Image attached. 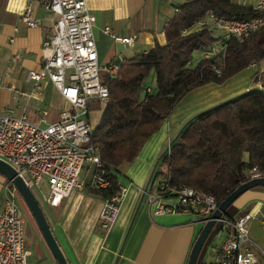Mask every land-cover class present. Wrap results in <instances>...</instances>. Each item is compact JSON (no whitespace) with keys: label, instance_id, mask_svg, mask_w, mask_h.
Masks as SVG:
<instances>
[{"label":"crops","instance_id":"crops-1","mask_svg":"<svg viewBox=\"0 0 264 264\" xmlns=\"http://www.w3.org/2000/svg\"><path fill=\"white\" fill-rule=\"evenodd\" d=\"M86 2L95 17L93 32L100 63L123 62L146 52L155 41L164 43L165 36L158 30V19L170 18L179 3L178 0ZM28 5L38 18L33 26L20 20ZM54 19V14L43 6L41 0H0V114L9 106L15 115L24 114L32 122L45 123L59 119L62 110L71 108L47 78L34 83L27 77L29 69L41 67L43 44L52 33ZM105 26L109 27L110 33L104 31ZM110 34H136V37L133 45L128 46L114 40ZM125 47L130 49L126 56L123 53ZM211 84L215 83L198 86L187 94L214 86ZM244 87L238 84L227 93H235ZM177 105L160 129L150 135L137 157L119 166V180L128 184V190L108 231L103 232L98 227L103 196L92 192L89 184L72 190L57 206L43 208L69 264H186L203 222L189 212L151 216L141 191L150 185L148 178L153 169H165L159 162L164 141L189 113L200 106L197 103L188 109L185 104L179 110ZM87 117L90 119L89 112ZM89 170L82 172L85 178L87 174L91 175V168ZM244 212L254 215L249 221V233L259 264H264V186L255 185L245 190L227 208L226 216L235 217ZM32 218L25 222L26 244L30 249L28 261L30 264H50L54 257Z\"/></svg>","mask_w":264,"mask_h":264},{"label":"built area","instance_id":"built-area-1","mask_svg":"<svg viewBox=\"0 0 264 264\" xmlns=\"http://www.w3.org/2000/svg\"><path fill=\"white\" fill-rule=\"evenodd\" d=\"M41 2L54 14L55 19L52 33L43 44L41 67L37 70L29 69L27 77L34 83L47 78L71 104V108L62 110L59 119L55 121L35 123L24 114L15 115L11 107H6L0 114V158L17 170L31 190L33 187L39 189L40 197L46 205L57 206L74 189H82L86 184L101 189L109 183L103 174L104 163L99 155V147L91 140L93 126L86 117L91 98L105 104L109 97L108 85L100 80L99 71L107 72L109 77L114 76L122 62H99L93 32L95 17L86 0ZM242 3H250L261 13L238 19L209 12L183 30L188 32L207 27L212 32L216 29L226 32L216 35V40L201 50L203 57H215L222 64L229 37L242 40L264 25V0H245ZM20 20L33 26L38 18L28 5ZM104 31L110 33L109 27L105 26ZM111 35L114 40L128 46L133 45L136 37V34ZM255 64L251 62L249 66ZM216 71L219 72L220 68L217 67ZM144 88L145 91L151 90L148 85ZM170 144L168 138L165 149L167 154L170 152ZM87 163L93 166L88 181L82 175L84 166L87 172L90 169ZM249 173L250 177L264 175V172L256 171L255 167ZM43 178L48 184L47 191L39 187ZM149 180L150 185L141 188V191L151 216L189 212L203 222L218 205L212 193L186 185L169 189L161 176H150ZM14 189V186L6 182L0 199V264H30V249L25 237L26 213ZM127 190L128 184L119 181L117 190L103 197L98 215V227L103 232L108 231L114 223ZM253 216L251 212H244L220 220L225 233L207 264H259L249 233V221ZM262 222L264 224V220ZM50 264L58 263L54 259Z\"/></svg>","mask_w":264,"mask_h":264},{"label":"trees","instance_id":"trees-1","mask_svg":"<svg viewBox=\"0 0 264 264\" xmlns=\"http://www.w3.org/2000/svg\"><path fill=\"white\" fill-rule=\"evenodd\" d=\"M209 12L238 19L261 13L250 3L234 0L177 3L163 26L164 43L155 41L146 52L124 60L117 74L106 80L109 97L91 140L99 147L109 183L101 189L89 186L92 192L104 197L117 190L119 166L137 157L189 91L207 83L221 84L251 62L264 61L262 25L242 40L229 37L222 64L201 53L197 64L191 66L192 53L211 45L217 37L207 27L183 30ZM152 70L155 88L145 91L144 80ZM159 162L165 169H153L150 176H161L169 189L186 185L212 193L218 203L250 178L252 167L264 172V80L260 86L195 113L171 140L170 152L164 150L159 156Z\"/></svg>","mask_w":264,"mask_h":264},{"label":"rangeland","instance_id":"rangeland-1","mask_svg":"<svg viewBox=\"0 0 264 264\" xmlns=\"http://www.w3.org/2000/svg\"><path fill=\"white\" fill-rule=\"evenodd\" d=\"M235 1L242 2V1H245V0H235ZM213 34L214 35L226 34V32L221 30V29H216L215 31H213ZM129 52H130V49L128 47H125L124 50H123L124 56H126ZM201 57H202L201 56V51L200 50H195L192 53V60L190 61V65L191 66L196 65ZM99 77H100V80L102 82H106V80L109 77V75H108L107 72H105L103 70H100L99 71ZM263 80H264V61H261V62L256 63L255 66H252V67L248 66L247 68H245L242 71L238 72L234 76L228 78L226 81H224L221 84H211V85H214V86H210V87L207 86V88H200L201 90H195V92H191V93L187 94L183 98V100L177 105V107H178V108L176 107L177 109L180 110L182 105H185V104H186V108H188V109H191V107H188V106L193 105V104L199 103L200 106L197 107L196 109H194V111H192V113H189L190 115L187 117V119L184 122H182L177 129H174L175 130L174 133L169 137L170 140H173V138L178 134L180 129L183 127V125L186 122H188V120L190 118H192L193 115L195 113H197L198 111H200V110H202L204 108H207L209 106L215 105L218 102H220L222 100H225V99H227L229 97H232V96H234L236 94H239V93L247 90L248 88L255 87V86H260ZM226 82H228V84H226ZM238 84H240L243 87L245 85L246 86L243 89H241V90H239L237 92L235 91V93H230V94L227 93V92H229L231 90H234L233 88H235V86H238ZM144 85H148V86H150L152 88H155V75H154L153 70L150 71L148 76H146V78L144 80ZM207 101L210 102V103H205ZM103 107H104V103L101 102L100 100H97V99H94V98H91L89 100L88 109H89L90 119L88 117H86V120L90 123L91 126L94 127L97 124V122L99 121V118H100V115H101ZM170 134L171 133L169 132V135ZM162 145H163L162 146V151H164L166 149L167 139L164 141V143ZM86 165H89V164L87 163ZM89 166H90V168L93 167L92 165H89ZM86 168L87 167L84 166L83 171H82L83 173L85 172ZM83 173H82V175H83ZM89 176H90V173L87 174L86 179H88ZM6 182H8L6 180V178L2 174H0V199L3 196V186H4V184ZM39 187L42 189V191H47L48 190V184H47V181H46L45 178L42 179ZM14 190H15V193L17 194L18 198H19V201H20V204H21L23 210L26 213V220L25 221L27 223L29 217L32 218L33 216L31 215V213H30L28 207L26 206L25 202L22 200L19 192L16 189H14ZM32 191L36 195L38 200L40 201L41 206L45 209L46 208V204L42 201V199L40 197L39 189L37 187H33ZM226 214H227V209H226L225 214H223V217H225ZM220 225H221V221L219 220L212 227L211 231L209 232V234H208L206 240L204 241V244H203V246H202V248L200 250L199 256H198L197 261H196V264H207L209 262L212 254H213L214 247L219 243V241L221 240L222 236L225 233L224 229H220Z\"/></svg>","mask_w":264,"mask_h":264},{"label":"water","instance_id":"water-1","mask_svg":"<svg viewBox=\"0 0 264 264\" xmlns=\"http://www.w3.org/2000/svg\"><path fill=\"white\" fill-rule=\"evenodd\" d=\"M166 18L160 17L158 19V30L163 31ZM117 45H120L117 43ZM0 173L6 178V180L13 184L15 189L19 192L22 200L28 207L33 219L40 230V233L48 246L52 256L58 264H69L66 256L64 255L60 245L58 244L51 227L48 223L46 214L43 207L39 203L33 191L25 183L21 175L17 170L9 164L7 161L0 158ZM261 185L264 186V175L250 177L249 179L238 184L232 191H230L223 199H221L217 207L211 212V214L203 221V224L198 231L191 248L188 253L186 264H196L200 250L206 240L209 232L214 224L223 219L227 207L245 190L248 188Z\"/></svg>","mask_w":264,"mask_h":264}]
</instances>
